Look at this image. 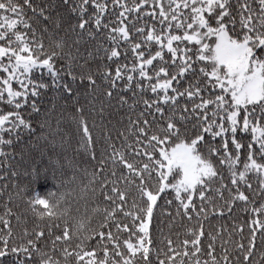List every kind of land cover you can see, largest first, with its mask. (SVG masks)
Listing matches in <instances>:
<instances>
[{
  "label": "snow or ice",
  "instance_id": "obj_1",
  "mask_svg": "<svg viewBox=\"0 0 264 264\" xmlns=\"http://www.w3.org/2000/svg\"><path fill=\"white\" fill-rule=\"evenodd\" d=\"M101 89L138 112L128 135L93 136L83 114ZM69 104L83 160L36 164L23 136L62 147ZM0 181L42 222L17 242L6 201L0 264H264V0H0ZM41 181L54 187L41 195ZM89 196L91 214L73 216ZM240 205L229 236H248L217 256L223 228L203 248V221ZM173 206L196 225L157 248Z\"/></svg>",
  "mask_w": 264,
  "mask_h": 264
},
{
  "label": "trees",
  "instance_id": "obj_2",
  "mask_svg": "<svg viewBox=\"0 0 264 264\" xmlns=\"http://www.w3.org/2000/svg\"><path fill=\"white\" fill-rule=\"evenodd\" d=\"M121 51H123V49H121ZM131 61H132V55L129 52L128 60H127L129 66L131 65ZM125 62L126 61L123 59L120 61L121 64H124ZM106 65H107L106 60L97 61L93 65L94 72L97 68H99L100 72L105 71ZM111 67L112 70L114 71L115 65H112ZM80 91L81 93H83L84 89L81 88ZM103 92L104 90L101 89L100 92L97 93L100 99L96 101L94 110L90 111L88 105L85 104V111L83 115L88 121L93 136L96 137L97 135H99L103 137L104 133L108 132L115 140L121 131H123L125 135H128V128H129L128 117L131 116L132 119H135L136 116L138 115V112L131 113L129 112L127 107L120 109L119 112H117L115 110V107L117 106L116 101L113 100L111 102L113 107H110L109 102L103 95ZM81 103L82 104L85 103L83 98L81 99ZM102 104L104 106L103 116H101ZM59 115H60V109L57 108V115L54 116L52 119L53 129H55L56 127V118ZM76 115L77 114L75 113L74 108L71 106V104H69V107L63 112V123L61 125V129L64 135L66 137H70L71 139L69 142L65 143L61 147L59 144L60 138L57 137V147L55 148V150L53 149L51 143H46L44 139L36 140L35 137H29L27 135L23 136L22 143L23 145L26 146L27 150L30 152L31 157L36 164H39L41 160H43V162L47 164L50 161V157L52 162H55L57 157H59L60 163H64L65 159L83 160V155L81 154L80 156H77L75 152V149L77 147V140H78L77 126L75 123L72 122L71 118ZM93 124H95V127H92ZM36 135L37 136L40 135L39 131L37 132ZM134 139H135L134 137L129 136L130 143H134ZM117 147H120L119 141H117ZM16 150L19 151V146H17ZM144 159L146 161V157ZM81 167H83V164H81ZM225 175L227 176L226 171H225ZM3 183H4L3 181H0V186H2ZM8 183H9V188L7 192H5L3 195H0V216L4 215L5 203L7 201V207L11 209V212L13 213L12 216L9 217L13 237H15L17 242H19L25 230L31 232L34 228H36V225L38 223H42V222L31 211L30 206L27 204V198L24 197L22 194L20 196H16L15 193L18 189H13L11 187V181H9ZM25 183L26 180L22 176L18 181V184L20 187H23ZM84 183H87V178H84ZM34 187H36V190L41 195H44L48 190L53 188L54 185L52 184L51 181H48L47 183L41 181L38 185ZM10 193L12 194L13 198L9 201L8 195ZM249 195L251 196V194ZM225 196H227V193H225ZM87 199L89 200L87 211L83 206V202H81L80 204L73 203L71 209V214L73 216L91 214V209L96 205L95 203L91 202V196H89ZM197 204H199L198 198H197ZM172 212H173L172 217L165 216L161 218L162 223L159 224V229H162V231L157 230L153 232V239L155 241L157 248L161 246H164L166 248V243L168 238H171L174 242H176L177 239H179V241H183V239L186 238L187 229L193 225H196L195 220L189 222L186 218H182L181 216H175V206H173ZM17 217H19V219H17ZM210 217H211V213H210ZM117 218L120 219V217ZM246 219L247 216L243 211V205H240L239 207L234 209V211L231 214V218L229 217H225L223 219L210 218L208 220H204L203 229L206 236L202 238L203 248L206 249L209 243L207 234L212 233L213 235H215L217 232H220L221 229L223 228H226L227 231L222 232L221 235L218 236L215 241L216 254L217 256H220L222 254L223 249L221 247V244L223 241H229V244L227 246L229 248H232L235 243H239L242 239L248 236V230L247 228L244 229L243 236L237 233V234H233L230 237L229 233H232L234 225L238 228L241 224L245 222ZM124 223H128V221H124ZM0 227H2V225H0ZM197 227L199 226L197 225ZM53 231L54 233H58L62 231V226L61 229L57 230L54 228ZM161 241L164 242L163 245L161 244ZM257 243L259 244V238L257 239ZM50 246L51 245L49 241V247ZM149 259L151 260V264H157L155 255L150 256ZM140 264H144L142 258L140 259Z\"/></svg>",
  "mask_w": 264,
  "mask_h": 264
}]
</instances>
